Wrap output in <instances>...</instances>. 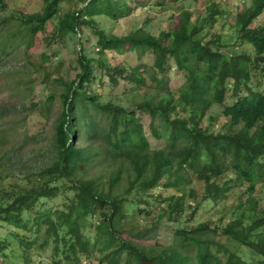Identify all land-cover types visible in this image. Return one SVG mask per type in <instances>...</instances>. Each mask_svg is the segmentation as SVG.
<instances>
[{
  "label": "trees",
  "instance_id": "trees-1",
  "mask_svg": "<svg viewBox=\"0 0 264 264\" xmlns=\"http://www.w3.org/2000/svg\"><path fill=\"white\" fill-rule=\"evenodd\" d=\"M61 1L43 0L41 9L16 16L28 38L53 17L52 37L78 32V71L60 92L53 158L31 182L0 188V264H33L32 249L47 246L55 263L83 264L85 257L92 264H264V205L254 194L264 184V90L253 86L254 74L264 73V17L252 25L264 0L237 11L227 35L210 31L228 16L215 1L199 18L181 8L158 34L143 26L122 34L98 26L95 15L130 14L126 0H80L64 11ZM81 26L96 36L98 58L87 54ZM105 50L149 52L152 60L128 68L108 62ZM170 58L184 71L175 89ZM104 76L112 86L129 84L139 97L126 105L103 98L93 83ZM215 104L225 117L217 127L207 115ZM139 111L161 144L151 145ZM196 181L203 185L199 200ZM242 185L226 222L188 223L201 200L216 203ZM154 207L156 220L175 224L171 243L142 245L122 235L147 236L150 226L137 228L135 216Z\"/></svg>",
  "mask_w": 264,
  "mask_h": 264
},
{
  "label": "rangeland",
  "instance_id": "rangeland-1",
  "mask_svg": "<svg viewBox=\"0 0 264 264\" xmlns=\"http://www.w3.org/2000/svg\"><path fill=\"white\" fill-rule=\"evenodd\" d=\"M160 0H126L132 6L130 14L112 19L106 15H95L99 27L108 33L122 34L143 26L153 34H158L161 29L169 28L175 21L181 8H189L192 18L201 17L206 13V6L211 1L218 2L227 12V17L219 18L210 28V31L227 35L231 32V23L234 14L248 5L250 0H163L164 4H157ZM80 0H62L61 11L72 8ZM43 0H0V188H8L15 182H31L36 171L53 158L52 145L53 131L57 115L61 109L60 92L64 81L71 80L78 71L77 41L79 33L69 32L63 38L52 37V27L56 18L46 22L45 28L28 38V31L18 20L17 15L22 12H31L41 9ZM78 5V4H77ZM264 11L252 22H262ZM81 39L88 55L98 58L100 56L95 43L96 36L86 26H81ZM233 39V37H232ZM231 39V40H232ZM250 48L249 44L241 45ZM105 59L111 64L123 63L131 68L139 61L150 63L152 54L146 53L137 56L134 50L118 53L105 50ZM171 68L168 71L169 86L175 89L184 79V71L174 65L170 58ZM99 69L96 70L98 74ZM126 84V83H125ZM258 85L264 90V73H255L253 86ZM121 80L117 86L109 84L106 76L103 83L93 87L102 93L103 98H112L123 104L139 97V92L129 93V84ZM143 89L142 87L140 88ZM49 94H52L49 97ZM226 99H229V91ZM221 106L215 104L209 109L208 114L216 117L214 126H219L225 120L220 113ZM143 122L144 130L152 146H157L163 141L152 136L149 127V116L138 112ZM207 121V120H205ZM199 200L202 194V181L193 182ZM244 185L231 189L225 198L216 203L208 199L201 200L199 209L194 213L188 223L195 224L203 220L222 224L230 217V205L237 200L239 190ZM164 193L168 190L158 188ZM264 205V184H257L254 192ZM244 196V194H243ZM191 202L188 197L186 203ZM141 206V205H140ZM157 208L149 214H136L137 228L150 226L149 234L144 237H135L124 231L122 235L129 237L142 245L169 244L173 241V222L161 219L156 220ZM190 209H186L187 217ZM33 264H70L62 259L55 263L50 246L44 249L31 251ZM83 264H92L96 260L81 257ZM12 264H22L14 260Z\"/></svg>",
  "mask_w": 264,
  "mask_h": 264
}]
</instances>
